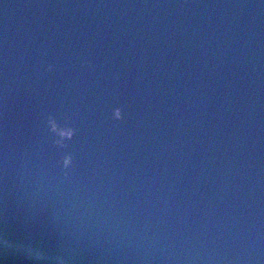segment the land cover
<instances>
[{
	"label": "water",
	"instance_id": "95a60500",
	"mask_svg": "<svg viewBox=\"0 0 264 264\" xmlns=\"http://www.w3.org/2000/svg\"><path fill=\"white\" fill-rule=\"evenodd\" d=\"M5 234L15 264H264V0H0Z\"/></svg>",
	"mask_w": 264,
	"mask_h": 264
},
{
	"label": "snow or ice",
	"instance_id": "6c2138e0",
	"mask_svg": "<svg viewBox=\"0 0 264 264\" xmlns=\"http://www.w3.org/2000/svg\"><path fill=\"white\" fill-rule=\"evenodd\" d=\"M55 64L50 63L47 65L46 71L48 73H52L55 71ZM113 99L116 101V106L119 105V98L113 97ZM63 120V117L58 116L55 112H53L48 117V124L53 132H55V129L53 125H57L61 127V122ZM0 244L4 246V251L6 250L7 245V238L6 234L3 236H0ZM28 248H35L39 250V254L36 256H27L26 260L29 262V264H66L65 258L58 255H52L47 253L44 249H42L39 246H29ZM6 257L3 256L0 258V260L5 259Z\"/></svg>",
	"mask_w": 264,
	"mask_h": 264
},
{
	"label": "clouds",
	"instance_id": "9594fccd",
	"mask_svg": "<svg viewBox=\"0 0 264 264\" xmlns=\"http://www.w3.org/2000/svg\"><path fill=\"white\" fill-rule=\"evenodd\" d=\"M5 259L0 260V264H15V262L8 258L6 250L4 251ZM25 264H29V262L26 260Z\"/></svg>",
	"mask_w": 264,
	"mask_h": 264
}]
</instances>
